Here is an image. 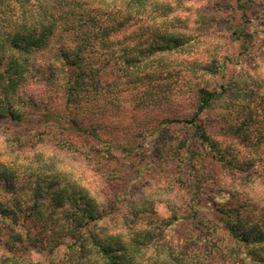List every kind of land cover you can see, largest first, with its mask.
<instances>
[{"label":"trees","instance_id":"16d2710c","mask_svg":"<svg viewBox=\"0 0 264 264\" xmlns=\"http://www.w3.org/2000/svg\"><path fill=\"white\" fill-rule=\"evenodd\" d=\"M233 2L240 12L241 24L235 30L245 27L244 21L251 19L250 12L258 14L260 24H264V0ZM196 5L185 0H0V237L4 233L8 235V255H0V264H32L20 252L26 246L40 250L46 244L47 251H53L63 243L58 237L60 232L70 238L64 245L62 264H211L212 257L237 264H264V185L256 179L255 171L243 173L251 162L234 155L229 159L228 143L211 136L199 119L228 92L225 84L212 90L199 85L193 87L196 90L193 112L183 119H174L193 129L190 142L179 138L175 143L183 170L192 180L186 186L190 195L185 205L170 197L174 186L166 191L162 188L165 193L159 189L160 192L133 204L127 216L113 223L117 230L112 232L107 231L108 227L95 232L92 224L111 212L116 200L106 209L108 199L99 200L96 190L58 171L53 162L35 165L28 159L33 154L29 156L19 145L25 125L50 115L66 130L95 136L94 125H83L84 118L91 113L96 119H104L102 114L121 102H111L103 112L88 108L92 103L108 104L110 101L102 95H113L120 86L117 77L103 80L104 71L120 68L131 76L130 83L134 84L141 81L146 70L149 84L153 88L157 83L160 86L166 73L171 76L175 69L163 57L191 48L194 36L188 30L192 18L189 11ZM184 9L189 15L181 13ZM187 62L193 64L191 60ZM194 67L201 75L219 70L215 63ZM34 69L41 73L40 80L48 87L50 99L45 96L39 101L25 91ZM60 97L66 108L64 120L69 126L61 123V116L55 111L54 103ZM48 100L51 104L44 105ZM29 104H43L47 111L40 115L29 113ZM11 127L19 133L7 131ZM28 138L33 142L37 136L32 133ZM203 145L232 172L231 181L220 186L218 192L205 191V176L209 173L201 171L203 157L197 153ZM37 153L41 152H35L34 156ZM47 167L56 174L42 176ZM22 168L29 173L38 171L40 180L45 181L46 177L51 180L44 186L36 179L30 194L23 197L22 184L28 185L29 180L19 179ZM8 186L9 196L5 192ZM49 195L51 203L46 201ZM239 195L244 199L238 200ZM204 198L210 207H206ZM234 199L237 203H233ZM154 200L167 202L169 218L152 217L150 204ZM201 209L212 210L211 224L203 228L206 232L214 231L216 239L222 233L223 247L210 234L206 235L208 249L204 245L200 247L202 255L164 239V226L179 219L197 220ZM24 215L35 220L33 234L23 225ZM144 216L150 220L143 221ZM199 222L203 223L202 219ZM55 228L62 231L55 234ZM214 251L216 255H212Z\"/></svg>","mask_w":264,"mask_h":264},{"label":"rangeland","instance_id":"374dc122","mask_svg":"<svg viewBox=\"0 0 264 264\" xmlns=\"http://www.w3.org/2000/svg\"><path fill=\"white\" fill-rule=\"evenodd\" d=\"M185 1L196 5V0ZM195 10L198 11L194 12ZM191 11L189 13L192 18L188 22V30L194 36L191 48L163 57L175 69L171 76L166 73L160 86L157 83L153 88L149 84V79L145 76L146 70L142 72L141 81L134 84L130 83L131 76L125 75L120 68L104 71L103 80L117 77L120 86L113 91V95H102L103 99L110 101L108 104L99 106L92 103L88 104V108L103 112L111 106V102H121L119 106L102 114L104 119H96V115L91 113L84 118L83 125H94L95 136L66 130L58 126L51 115L45 120L35 118L34 122L22 129L19 145L29 156L33 154L28 159H32L35 165L53 162L58 171L65 172L70 178L96 190L99 200L108 199L105 206L108 210L112 206L111 201L116 200L111 212L92 224L95 232H100L104 227H108L109 232L117 230L113 223L127 216L133 204L154 192H160L162 188L166 191L168 187L174 186V193L169 195L177 204L185 205L188 201L190 191L186 186L192 180L183 170L175 143L179 138L190 142L193 129L174 119H183L193 112L197 85L209 90L220 89L222 84L227 86L228 92L200 115V122L211 136L221 143H228L226 152L229 159L234 155L251 162L250 168L243 173L255 171L256 179L264 185V24H260L258 14L250 12V21H244L245 27L242 30H235L241 24L240 12L235 9L233 0H198ZM181 13L185 15L188 11L185 12L184 9ZM186 60H191L193 64L186 63ZM211 63L219 66L215 74L201 75L200 70L194 69L196 64L203 66ZM40 78L41 73L34 69L25 91L39 101L45 96L50 99L51 94H47L49 89ZM50 104L48 100L44 105ZM44 105L29 104L27 112L35 115L46 113ZM54 106L57 108L56 113L61 116V123L69 126L63 116L66 109L63 98L60 97ZM7 131L19 133L14 127ZM32 133L37 136L33 142L28 138ZM221 148L224 149L222 146ZM37 151L42 153H37L40 157L36 154L34 156ZM209 151L206 145L197 149V153H201L203 157L200 162L203 163L204 170L201 171L209 173V176H205L206 193L218 192L217 189L227 185L232 178L231 170L213 158ZM27 171L22 168L19 172L20 180H29L28 185L22 184L26 187L20 190L23 197L30 194L36 179L46 186L51 177H46L45 181L40 180V177L56 174L49 167L45 168L42 176L38 171ZM53 188L56 189L57 186ZM164 190L161 193H165ZM5 192H9V196V186ZM239 196L238 200L244 199L242 195ZM238 200L234 199L233 203ZM46 201L51 203L50 195L46 197ZM204 203L208 204L206 207H210L207 198H204ZM150 205L154 211L152 217H170L171 211L166 201L154 200ZM198 215L197 220L179 219L164 226V239L202 255L200 247L204 245L203 248L208 249L210 243L206 244V235L210 234L223 247L225 236L222 233L216 239L214 231L206 232L207 229L203 228L205 224H211L209 221L213 216L212 210L201 209ZM21 219L24 220V227L30 228V233L33 234L35 220L31 221L25 215ZM200 219L204 224L199 222ZM149 220L150 218L143 217V221ZM54 231L56 234L62 230L55 228ZM61 233L58 237H61L63 243L53 251H47V244L40 250L26 246L20 255L23 254L32 264H62L66 253L64 245L70 238ZM7 240L8 235L2 234L0 255H8ZM213 253L212 255L217 254L216 251ZM220 260L212 257L210 261L211 264H237Z\"/></svg>","mask_w":264,"mask_h":264}]
</instances>
